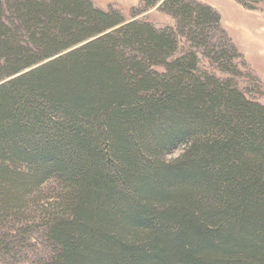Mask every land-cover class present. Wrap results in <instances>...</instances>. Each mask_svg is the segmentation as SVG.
Here are the masks:
<instances>
[{
  "label": "trees",
  "instance_id": "16d2710c",
  "mask_svg": "<svg viewBox=\"0 0 264 264\" xmlns=\"http://www.w3.org/2000/svg\"><path fill=\"white\" fill-rule=\"evenodd\" d=\"M153 8L174 25L136 18ZM130 12L0 0V255L54 180L39 264H264V105L237 82L256 76L210 5Z\"/></svg>",
  "mask_w": 264,
  "mask_h": 264
},
{
  "label": "rangeland",
  "instance_id": "374dc122",
  "mask_svg": "<svg viewBox=\"0 0 264 264\" xmlns=\"http://www.w3.org/2000/svg\"><path fill=\"white\" fill-rule=\"evenodd\" d=\"M101 9L108 6L118 9L126 20L131 18L130 9L137 4V0H92ZM213 7L221 17V25L229 35L233 45L243 55L250 66L257 81L250 75L240 77L237 82L240 87L248 91V96L264 105V3L261 10H247L234 0H198ZM264 1V0H263ZM157 28L166 25L173 26L175 21L167 14L153 8L139 16ZM253 75V76H254ZM182 149L177 148L166 155L167 160L176 158ZM61 191L54 180H48L37 190L29 193L30 203L21 209V215L8 218L6 228L20 230L13 233V250L0 255V264H39L50 256L48 242L45 240L41 224L40 205L54 202L56 194ZM13 240H11L12 242ZM18 241V242H17ZM13 246V244H12ZM16 246V247H15Z\"/></svg>",
  "mask_w": 264,
  "mask_h": 264
}]
</instances>
